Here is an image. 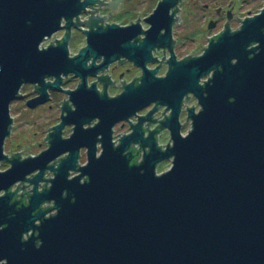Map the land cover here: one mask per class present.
Here are the masks:
<instances>
[{
	"label": "water",
	"instance_id": "95a60500",
	"mask_svg": "<svg viewBox=\"0 0 264 264\" xmlns=\"http://www.w3.org/2000/svg\"><path fill=\"white\" fill-rule=\"evenodd\" d=\"M95 1L0 0V165L8 161L10 106L24 85L39 88L26 102L34 109L48 102L47 90L61 91L62 76L79 77L89 57L103 59L97 70L113 61L111 27L87 32L86 48L71 59L66 40L43 46ZM161 43L149 30L140 47L121 53L142 68L141 60L154 62L151 50ZM168 63L163 77L156 76L158 68H142L139 84L114 98L93 88V96H84V82L64 91L72 106L65 103L60 122L46 129L48 148L11 159L0 171V264H264V9L202 56ZM188 95L200 110L187 109L191 129L182 134ZM152 104L169 112L160 126L169 143L159 146L156 132L144 136L152 109L116 145L112 128ZM94 119L99 123L84 129ZM67 127L72 134L64 138ZM135 144L147 152L132 165ZM83 148L87 162L78 167ZM166 161L170 168L158 174ZM48 171L51 186L39 191ZM71 172L78 176L69 180ZM22 184L32 189L20 204ZM46 203L54 207L41 210Z\"/></svg>",
	"mask_w": 264,
	"mask_h": 264
},
{
	"label": "flooded vegetation",
	"instance_id": "af4514ba",
	"mask_svg": "<svg viewBox=\"0 0 264 264\" xmlns=\"http://www.w3.org/2000/svg\"><path fill=\"white\" fill-rule=\"evenodd\" d=\"M261 4L264 5V0H96L92 7L86 8L78 17L73 19L70 28H64L49 38L47 40L49 42L48 46L51 44L53 46L62 45L66 40L68 57L71 59L78 56L86 48L87 32H105L111 27L109 34L113 61L105 69L97 70L103 59L94 60L93 57H89L88 60L84 61V67L79 70V77H75L73 74L62 76L61 91L47 90L48 102L34 109L27 108L26 102L38 97L39 88L37 85H24L21 90H25L24 88L27 87L31 89V92L29 98L22 103L28 111L35 112L42 109L48 112H52V110L58 112L56 122L51 126L52 129L60 122L63 105L68 103L69 106H72L69 102V95L65 94L64 91H75L84 82V92L82 93L84 96H93L94 94L89 92L93 88L99 96L106 94L109 98H114L119 96L129 84L138 85L144 68L147 70L158 68L159 71L156 76L163 77L168 70V62L172 58L175 62L183 63L202 56L208 46L224 33L234 34L241 30L247 19L258 16L264 9H261ZM62 26L65 27L66 22H63ZM149 30L155 32L162 43L161 46L157 45L151 50V59L154 62L144 63L141 60L142 69L135 66L121 52H126L127 47L131 52L134 51L132 46L135 49L140 47L148 37ZM98 37L101 39L100 36ZM253 47H256V45H251L249 49ZM135 58H137V54ZM212 74L213 72L202 78L200 84L203 85L208 81ZM46 80L53 82V79L46 78ZM23 97L24 95L20 93V99L17 101H22ZM189 103H191V107ZM190 108L195 109L196 112L200 110L197 100L188 95L184 97L181 108V115L184 114L185 120L187 109ZM152 109L156 111L152 116V121L143 124L144 136L147 137L149 132H156L157 143L164 148L167 144L162 145L160 139L162 132L166 130H160V126L169 112H166L165 107L158 104H152L140 111L129 121L116 124L112 128V141L118 145L122 137L131 133V127L138 122V117L146 116ZM98 123L99 121L94 119L89 125H85L84 129H92ZM180 123L182 124L181 121ZM13 125L14 120L11 129L14 128ZM50 132L51 130L47 132L43 147L39 149V153L35 156L48 148ZM71 134L72 127L64 129V138L69 137ZM100 138V136L97 137L95 141L97 153L100 152V143L97 141ZM25 144V148L27 147L25 150L23 148L19 152L5 154L8 161L3 163L7 167L10 166L11 159L16 157L27 158L21 154L30 150L33 146L29 143V140H26ZM145 152L147 150L139 144L132 145L130 149L131 161L135 156L136 164H139ZM86 162L87 150L83 148L78 153V167L84 166ZM76 176H78V173L71 172L68 179L71 180ZM53 177L52 172H46L44 182L40 183L39 191L50 188V180ZM81 182L85 183L86 178H83ZM17 189L15 200L19 201L20 204L27 203L32 187L22 184ZM53 207L54 204L46 203L42 204L40 209L46 211Z\"/></svg>",
	"mask_w": 264,
	"mask_h": 264
},
{
	"label": "rangeland",
	"instance_id": "374dc122",
	"mask_svg": "<svg viewBox=\"0 0 264 264\" xmlns=\"http://www.w3.org/2000/svg\"><path fill=\"white\" fill-rule=\"evenodd\" d=\"M261 9L264 8V5H260ZM48 41H46L43 46H48ZM21 90V94L24 95L22 101H15L10 106V116L14 120V128L11 129V136L5 140L4 144V154H9L10 152H19L24 148L25 150V141L29 140V143L32 144V148L29 151L22 152L21 155L24 157L35 156L39 153L44 144L42 140L47 136L46 129H51L56 122L58 112L52 110L48 112L45 110H38L35 112L28 111L22 102L29 98V93L31 92L30 88H24ZM191 103H189V106ZM180 121L182 122V133L186 134L191 129V123L186 122L184 114L180 116ZM118 133V132H117ZM170 141L169 133L166 131L162 132L160 142L162 145L168 144ZM4 163L0 165V171H4L7 168L3 167ZM171 166V163L166 161L161 163L157 167V173L167 171Z\"/></svg>",
	"mask_w": 264,
	"mask_h": 264
},
{
	"label": "trees",
	"instance_id": "16d2710c",
	"mask_svg": "<svg viewBox=\"0 0 264 264\" xmlns=\"http://www.w3.org/2000/svg\"><path fill=\"white\" fill-rule=\"evenodd\" d=\"M136 163V157L134 156L133 157V160H132V165ZM3 167H6V164L3 165Z\"/></svg>",
	"mask_w": 264,
	"mask_h": 264
},
{
	"label": "bare ground",
	"instance_id": "6f19581e",
	"mask_svg": "<svg viewBox=\"0 0 264 264\" xmlns=\"http://www.w3.org/2000/svg\"><path fill=\"white\" fill-rule=\"evenodd\" d=\"M43 46H41V48H42ZM46 47V46H45Z\"/></svg>",
	"mask_w": 264,
	"mask_h": 264
}]
</instances>
